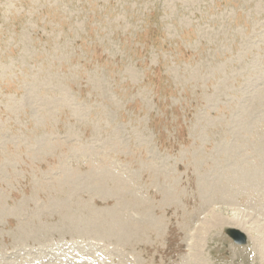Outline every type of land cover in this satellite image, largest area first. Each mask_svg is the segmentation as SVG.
Returning <instances> with one entry per match:
<instances>
[{"label": "rangeland", "instance_id": "374dc122", "mask_svg": "<svg viewBox=\"0 0 264 264\" xmlns=\"http://www.w3.org/2000/svg\"><path fill=\"white\" fill-rule=\"evenodd\" d=\"M263 240L264 0H0V264H264Z\"/></svg>", "mask_w": 264, "mask_h": 264}, {"label": "water", "instance_id": "95a60500", "mask_svg": "<svg viewBox=\"0 0 264 264\" xmlns=\"http://www.w3.org/2000/svg\"><path fill=\"white\" fill-rule=\"evenodd\" d=\"M227 233L239 244H245L248 240V234L240 228L231 227Z\"/></svg>", "mask_w": 264, "mask_h": 264}, {"label": "bare ground", "instance_id": "6f19581e", "mask_svg": "<svg viewBox=\"0 0 264 264\" xmlns=\"http://www.w3.org/2000/svg\"><path fill=\"white\" fill-rule=\"evenodd\" d=\"M237 219V218H236ZM236 219H233V220H236ZM263 243H264V240H263ZM263 248H264V244H263Z\"/></svg>", "mask_w": 264, "mask_h": 264}]
</instances>
